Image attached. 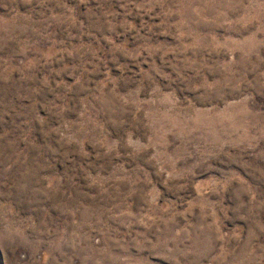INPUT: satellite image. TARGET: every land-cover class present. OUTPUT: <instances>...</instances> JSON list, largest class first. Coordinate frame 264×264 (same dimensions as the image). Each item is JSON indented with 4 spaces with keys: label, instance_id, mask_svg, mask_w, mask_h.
I'll return each mask as SVG.
<instances>
[{
    "label": "rangeland",
    "instance_id": "374dc122",
    "mask_svg": "<svg viewBox=\"0 0 264 264\" xmlns=\"http://www.w3.org/2000/svg\"><path fill=\"white\" fill-rule=\"evenodd\" d=\"M0 264H264V0H0Z\"/></svg>",
    "mask_w": 264,
    "mask_h": 264
}]
</instances>
